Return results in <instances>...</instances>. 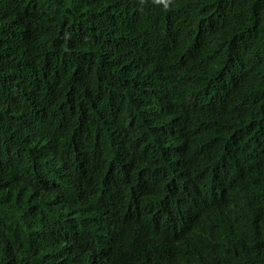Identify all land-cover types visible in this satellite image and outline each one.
<instances>
[{"label": "trees", "instance_id": "16d2710c", "mask_svg": "<svg viewBox=\"0 0 264 264\" xmlns=\"http://www.w3.org/2000/svg\"><path fill=\"white\" fill-rule=\"evenodd\" d=\"M263 158L264 0H0V264H264Z\"/></svg>", "mask_w": 264, "mask_h": 264}, {"label": "clouds", "instance_id": "9594fccd", "mask_svg": "<svg viewBox=\"0 0 264 264\" xmlns=\"http://www.w3.org/2000/svg\"><path fill=\"white\" fill-rule=\"evenodd\" d=\"M177 223L179 225V228H181V230H182V223H181V221L177 220Z\"/></svg>", "mask_w": 264, "mask_h": 264}, {"label": "bare ground", "instance_id": "6f19581e", "mask_svg": "<svg viewBox=\"0 0 264 264\" xmlns=\"http://www.w3.org/2000/svg\"><path fill=\"white\" fill-rule=\"evenodd\" d=\"M264 159V158H263ZM255 201V200H254ZM257 202V201H256ZM263 207V206H262ZM229 209V208H228ZM218 218V217H217ZM212 221V220H211ZM215 222V221H214ZM220 222V221H219ZM239 222V221H238ZM206 228V227H205ZM106 239V238H105ZM226 239V238H225ZM210 243V242H209ZM209 251V250H208ZM206 252V251H205ZM238 254V253H237Z\"/></svg>", "mask_w": 264, "mask_h": 264}]
</instances>
